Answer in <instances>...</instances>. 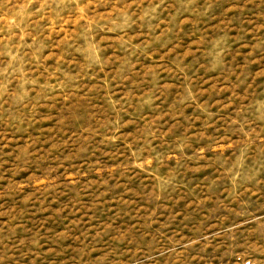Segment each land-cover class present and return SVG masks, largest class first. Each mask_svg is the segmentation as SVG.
<instances>
[{"label": "rangeland", "instance_id": "1", "mask_svg": "<svg viewBox=\"0 0 264 264\" xmlns=\"http://www.w3.org/2000/svg\"><path fill=\"white\" fill-rule=\"evenodd\" d=\"M51 211L101 264H264V0H0V264H77Z\"/></svg>", "mask_w": 264, "mask_h": 264}, {"label": "bare ground", "instance_id": "2", "mask_svg": "<svg viewBox=\"0 0 264 264\" xmlns=\"http://www.w3.org/2000/svg\"><path fill=\"white\" fill-rule=\"evenodd\" d=\"M83 208L88 210L87 206H84ZM57 215L58 214L56 211H51V215L49 216V218H47V220L53 225L60 224L61 227L66 228L68 232L72 233V236L69 238V240L63 239V241H59L58 245H56V248L53 250V253L59 259L65 256V252L69 251V256L61 260L60 262L68 259L69 261L76 262L77 264H101L102 259L100 257H91L101 250V242L97 241L95 237L96 231H93L96 228L94 226H90L93 223V218L88 216L82 217L81 224L84 223V226L79 228V226H77V224L75 223H69L65 226L64 223L65 221H67L65 219L61 223L58 222V220L60 219ZM86 218H88V220H85ZM104 220L108 221L107 218H105ZM125 225L126 223L124 224V226ZM111 237L107 236V240L111 242V247L115 248L121 241V239L118 240ZM78 250H81V252H78ZM79 253H82V256H78ZM2 257L3 256L0 255L1 263Z\"/></svg>", "mask_w": 264, "mask_h": 264}]
</instances>
